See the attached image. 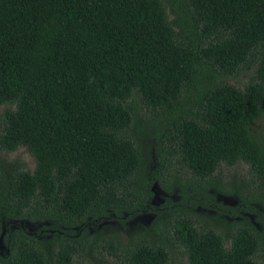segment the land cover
<instances>
[{
	"label": "trees",
	"instance_id": "1",
	"mask_svg": "<svg viewBox=\"0 0 264 264\" xmlns=\"http://www.w3.org/2000/svg\"><path fill=\"white\" fill-rule=\"evenodd\" d=\"M2 106L0 151L36 165L0 154V264H264V0H0ZM140 214L125 242L88 230Z\"/></svg>",
	"mask_w": 264,
	"mask_h": 264
},
{
	"label": "rangeland",
	"instance_id": "2",
	"mask_svg": "<svg viewBox=\"0 0 264 264\" xmlns=\"http://www.w3.org/2000/svg\"><path fill=\"white\" fill-rule=\"evenodd\" d=\"M170 18L173 19V16L170 15ZM255 67L250 64L249 68H246L244 70H241L239 73H237L234 77H231L229 81L239 87H243L244 84L248 81V79L251 76H254ZM6 106L0 107V135L2 131L3 126V114L5 111ZM146 150L148 151L151 159V169L154 170L159 166V162L157 159V152L155 153L154 144L147 143ZM0 154L6 158L9 162H17V163H25L27 165V168L30 171H34L36 161L34 156L27 151L25 147L19 148L17 151L14 152H5L3 150L0 151ZM248 166L245 164H241L239 166H229L226 165L222 166V170L215 173V176L218 179V182L224 187L226 186V183L229 181H232V176H234V173H239L242 177L245 176V172L247 171ZM229 188V187H226ZM234 188H231L229 191H233ZM151 191L153 193V198L151 200V205L155 207H163L167 202L171 201L172 203H179L182 200V197L179 193V190H175L174 193H168L166 192L162 185L160 184H154L151 188ZM210 192L216 196V200L219 204L225 205V206H237L238 205V198L235 194H228L225 192H217L215 189H211ZM196 211V210H195ZM198 211V210H197ZM263 212V209H259V212ZM216 211L212 210L211 212L208 211V209L204 210V214L206 217L209 218H216ZM250 216V215H249ZM252 218H255L252 216ZM157 220V215L155 214H140L137 215L134 218H129L123 216L122 218H113L107 221L98 222L96 226H90L88 228L90 234L99 233L103 236L111 237L114 233L118 234L121 241L125 242L129 239H133V237H136L137 233L139 231H143L146 227H150L154 224V222ZM223 219L218 220L220 223ZM24 224V223H22ZM27 229L32 232L36 233L40 229L42 230L43 226H48L49 224L46 222L44 224L36 225L31 223H25ZM16 226V223L15 225ZM77 233L80 232V229L77 228L75 230ZM5 235V231L0 238V250H5L6 246L3 241V236ZM114 236V235H113ZM173 249V256L172 261L170 264H188L186 258L183 256L181 250L177 248V246L174 245ZM107 260L114 261V257L107 252L105 255ZM84 258V257H83ZM83 258H80L76 261L75 264H91L90 262H86L85 260H82ZM97 264V263H96Z\"/></svg>",
	"mask_w": 264,
	"mask_h": 264
}]
</instances>
